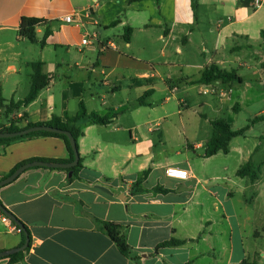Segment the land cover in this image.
<instances>
[{
  "label": "crops",
  "instance_id": "1",
  "mask_svg": "<svg viewBox=\"0 0 264 264\" xmlns=\"http://www.w3.org/2000/svg\"><path fill=\"white\" fill-rule=\"evenodd\" d=\"M244 1L197 0L193 8L191 0H0V128L53 116L66 122L81 102L88 114L110 119L106 125L78 122L82 167L75 177L34 167L0 188V202L30 237L13 264H264V0L257 9L255 0ZM74 11L76 22H65ZM23 17L49 23L44 46V27L35 43L19 36ZM87 35L95 38L82 46ZM37 61L49 84L35 101L7 113L11 102L27 96ZM211 64L234 71L240 81L200 83ZM192 90L201 99L194 110L200 117L181 124L183 145L176 147L165 110L153 127L147 118L155 95L164 96L163 109L179 91ZM118 94L127 97L119 101ZM179 105L178 115L187 108L185 100ZM244 109L253 113L242 117ZM215 120L233 131L249 128L230 141L227 153L205 158ZM35 158L69 160L70 154L57 137L1 145L0 179ZM247 163L258 171L254 181L237 176ZM168 168L189 177L170 178ZM2 216L0 252L24 242ZM100 221L120 226L128 256ZM171 238L184 243L156 248Z\"/></svg>",
  "mask_w": 264,
  "mask_h": 264
},
{
  "label": "trees",
  "instance_id": "2",
  "mask_svg": "<svg viewBox=\"0 0 264 264\" xmlns=\"http://www.w3.org/2000/svg\"><path fill=\"white\" fill-rule=\"evenodd\" d=\"M133 1H139V0H130V2H133ZM239 1H241L242 4L246 3L244 0H239ZM191 2H192V6L194 8L196 6L197 0H191ZM117 21L118 20L114 21L111 25H115L117 23ZM39 27L45 28L43 36L39 42L40 46L42 47L45 45L46 39L52 34V31L49 27V23L46 20L40 19V18L23 17L20 21L18 34L21 38H23V39H25L31 43H35L38 41L37 29ZM130 34H131V29L127 28L125 30V35H124V39L126 41H129V35ZM261 37L264 39V30L261 32ZM31 69H32V74L30 76L31 85H30V90H29L27 96L23 100H21L17 103L11 102L10 105H8V107H7V111H6L7 113L9 111H12V110L19 108L21 106H27L30 103H32L33 101H35L38 94L40 93V91L42 89H44L49 84V82L51 80V78H50L51 76L48 74H45L43 72V63L42 62L37 61V62L31 63ZM217 80H220L223 83H229V82H233V81H240V78L236 75V73L234 71L228 72L226 70L221 69L216 64H211L208 67H206L205 70L202 72V75H201L199 82L202 84H208V83H211V82L217 81ZM148 94H149V92H146L138 100V102L140 104H143V99L146 98V96H148ZM2 106H3V101H2V99H0V107H2ZM82 120H89L90 122H92L94 124H99V125H106V124L110 123V119L107 117H101L95 113L88 114L86 112L84 104L81 102L80 106H79L78 113L73 117L67 116L66 122H62L60 118L53 116L52 119L47 123H39V124H31L30 123V124H27L26 127H24V128H21L18 125H14V124H12L9 127H2V128H0V133H5V132L13 133V132H18V131H21L23 129L30 128L33 126L47 125V126H51V127H54V128H57V129L71 133L72 137L75 139L76 146L78 149V139L83 135V132L81 131V128L77 126V124L79 121H82ZM260 120H261L260 117L254 118L251 121V124L256 123ZM211 125H212L213 131H212L211 137L209 138V140L206 143V149H205V152L203 154V157H205V158L213 156V155L217 154L218 152L227 153L230 141L233 138L243 136L245 134L246 130L249 128V125H248L242 129L233 131L231 129V127L223 120L212 121ZM36 137H57V138L62 139L65 142L66 148L70 154L69 160H46V159H36V158L30 159V160L21 162L18 165H16L7 175L3 176L0 180H3L4 178L10 176L17 168H19L20 166H22L26 163H29V162L44 161V162H56V163H69L74 159L73 152H72V149L70 147L68 138L63 134H57V133H52V132L37 131V132H32V133H29V134H26L23 136H16V137H12V138L0 139V146L1 145H9V144L16 142V141H21L24 139H31V138H36ZM81 167H82V160L80 158L78 165L76 167L71 168V169H66V170L65 169H60V170L71 172L73 177H75ZM36 168H38V167H36ZM257 173H258V171L253 168V165L251 163H247V164L243 165L237 171V176L248 177L250 179V181H254L255 179H257V175H258ZM147 175H148V171L143 172L140 175L137 182L134 184L133 188L140 186V184L142 183V181H144V179L147 177ZM144 191H145L144 189H134L133 193H139V192H144ZM154 191L163 192V193L167 192V190L162 189L160 187L155 188ZM0 214L3 215L1 212H0ZM17 221L20 224H22L18 219H17ZM12 223L15 226H17L14 222H12ZM99 223L101 224L102 229L106 232V234L109 236V238L114 242V244L116 245V247L120 251V253L124 256H128L129 246L126 243L124 237L120 233V226L115 224V223L105 222V221H100ZM23 227L27 231V229L24 225H23ZM21 235H22L23 241H24V234L22 231H21ZM29 239H30V237H29ZM183 243H184L183 241L171 238L169 240H166V241L158 244V246L156 248L160 249V248L171 247V246L176 247V246L182 245ZM22 255H23V252H19V253L11 255L9 257H4V258L9 260L8 264H13V263L19 261L22 258ZM0 259H2V258H0Z\"/></svg>",
  "mask_w": 264,
  "mask_h": 264
},
{
  "label": "water",
  "instance_id": "3",
  "mask_svg": "<svg viewBox=\"0 0 264 264\" xmlns=\"http://www.w3.org/2000/svg\"><path fill=\"white\" fill-rule=\"evenodd\" d=\"M37 131L52 132V133L65 135L68 138L70 147H71L72 152H73L74 159L69 163H56V162H44V161H33V162L26 163V164L20 166L19 168H17L10 176L4 178L3 180H0V188L12 183L13 181H15L23 172H25L26 170H28L30 168L45 167V168H49V169H65L66 170V169L74 168L78 165L79 153H78V149L76 146V142H75V139L72 137L71 133H69L67 131H63V130H60V129H57V128H54L51 126H47V125H39V126H33L30 128H26V129H23V130L18 131V132L0 133V139L12 138V137H16V136H23V135H26V134H29L32 132H37ZM0 212L3 215H5L7 218H9L12 222H14L21 229V231L24 234L23 244L17 248L1 251L0 252V258L9 257V256L16 254V253H19V252H24L27 249V247L29 246L30 239H29L28 232L25 230L23 225L17 221V218L3 206L2 203H0Z\"/></svg>",
  "mask_w": 264,
  "mask_h": 264
},
{
  "label": "rangeland",
  "instance_id": "4",
  "mask_svg": "<svg viewBox=\"0 0 264 264\" xmlns=\"http://www.w3.org/2000/svg\"><path fill=\"white\" fill-rule=\"evenodd\" d=\"M198 52V50H196ZM176 99H170L169 102L163 106V109H161V103L163 102L164 96L163 95H155L153 97V107L155 108L154 111L150 112V117L147 118V121H151V125L153 127L154 123L156 120H158L159 115L164 112L167 114L168 118V124L170 125V135L174 137V142L175 146L181 147L183 145V137L182 134L180 133L181 131V124H186L188 125L190 122L195 120L196 118H199L200 115L196 114L194 110L196 109V103H197V93L195 90H192L189 92V94H185L182 91H179L178 93L175 94ZM125 94H118L117 98L119 101H124L126 99ZM179 100H185L187 108L183 110V113L180 115L177 114V111L180 109L179 105ZM201 100V99H198ZM204 112V111H203ZM206 113V112H204ZM251 113H253L252 110L249 109H244L242 111V117L248 116ZM224 118L227 117V114L224 113L223 115Z\"/></svg>",
  "mask_w": 264,
  "mask_h": 264
},
{
  "label": "built area",
  "instance_id": "5",
  "mask_svg": "<svg viewBox=\"0 0 264 264\" xmlns=\"http://www.w3.org/2000/svg\"><path fill=\"white\" fill-rule=\"evenodd\" d=\"M261 1L260 0H255L254 1V4H253V7L255 9L259 8L261 6ZM79 16V12L78 11H74L72 14L70 15H67L64 17V21L67 22V23H75L76 22V19L75 17H78ZM95 37L94 36H85L82 40H81V45L82 46H89L91 45V39H94ZM106 47H102L103 50H105ZM166 175L170 178H174V179H177V180H187V178L189 177V174L186 170L184 169H180V168H168L166 169L165 171ZM2 221L5 222V223H8L10 221V219H8L6 216H2ZM11 231L13 232H17V233H20L21 232V229L17 226H15L14 224L12 225L11 227Z\"/></svg>",
  "mask_w": 264,
  "mask_h": 264
}]
</instances>
